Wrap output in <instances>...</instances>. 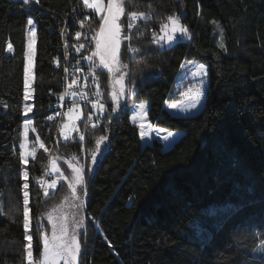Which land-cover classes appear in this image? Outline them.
<instances>
[{"label":"trees","instance_id":"1","mask_svg":"<svg viewBox=\"0 0 264 264\" xmlns=\"http://www.w3.org/2000/svg\"><path fill=\"white\" fill-rule=\"evenodd\" d=\"M133 2L136 7L126 6L127 11L152 15L132 29H127V15L122 19L124 36L131 37L121 50L131 96L113 112L105 95L104 120L87 129L85 141L79 140L80 120V131L56 146L58 122L48 120V108L62 89L63 69L52 61L66 41L72 56L84 60L72 46L91 48L100 18L82 0H0V264H27L23 170L29 173L33 254L38 257L42 243L36 220L69 194L66 180L56 191L41 194L38 178L55 151L60 158L75 154L89 161L100 134L108 135L109 147L95 173H86L78 264H264V0ZM77 5L83 27L74 26ZM172 13L180 15L191 37L169 47L153 43L150 27L159 31ZM29 18L36 26L27 100L36 130L30 136L38 135L49 152L39 148L35 159L22 165ZM67 18L71 31L77 28L84 35H66L63 42ZM221 28L226 50L219 47ZM9 42L11 52L6 50ZM129 46L140 51L133 53ZM188 60L208 67L205 103L195 115L178 116L166 103L180 99L177 83L181 64ZM137 101L149 102L152 125L183 132L171 147L165 149L158 139L143 141L139 125L130 120V107ZM59 164L70 178L69 164Z\"/></svg>","mask_w":264,"mask_h":264},{"label":"snow or ice","instance_id":"2","mask_svg":"<svg viewBox=\"0 0 264 264\" xmlns=\"http://www.w3.org/2000/svg\"><path fill=\"white\" fill-rule=\"evenodd\" d=\"M27 3L28 0H25ZM39 3V0H36ZM83 4L86 8L94 9L96 13L100 14L99 26L97 29H94V35L92 36V42H94V49L92 50L91 55L84 56L83 59L88 60L90 62L89 73L93 77V82L97 83L98 77L95 74L94 69L103 68L107 69L110 77H111V85L112 91L110 94L111 101L113 102L112 111L115 112L120 106V99L124 96L126 90L131 92V88L126 89L125 78L128 75L127 68L128 65L123 64L120 60V45H121V32L122 26L119 22L122 16L127 15L129 18V22L127 24V29H132L135 27V22L137 20H149L151 19V11H127L126 6H131L133 8L136 7L133 0H83ZM151 8V5L148 6ZM199 15V13H197ZM27 23L29 25L33 24L31 18L28 19ZM81 26L83 27L84 21H81ZM219 28V24L216 21H212ZM160 33L158 34L154 31L152 33L153 43L160 44L171 43L178 36L190 38L192 33L189 31L188 27L181 22L180 15L176 13H172L163 18V22L160 24ZM82 35V32H76L75 36L79 39ZM221 39L219 42V47L221 49H225V44L223 42V29H220ZM34 37H35V29H31V40L29 43V50L25 53V57L27 59V63L25 64V76H24V99L27 101L31 97V77H30V69L32 56L34 55ZM131 37L124 36L123 39L128 40ZM76 52H79L82 48L85 47L84 44L73 45ZM130 47V51L133 53H137L140 51L138 48ZM67 41L65 42V55L67 56ZM7 51H13V46L11 42L7 44ZM96 58H98L99 63H96ZM78 63V62H77ZM194 61L188 60L185 63L181 64V68H185L186 65H192ZM68 69L65 68V72ZM82 69L79 67L75 68V72H81ZM193 77L196 76H206V68L203 64H196L195 70L190 73ZM86 79V77H85ZM78 77L75 75L72 76L70 82H66L64 86V91L59 94V98L63 100L65 96H73L80 97L81 99L87 98V93L83 91H74L73 88L77 85ZM203 81H201V84ZM99 87L97 85V91L95 93L96 96H100ZM201 95V89L197 88L195 90V97H199ZM192 97H189V106L195 107L196 104L192 102ZM198 102V100L196 101ZM92 107L98 109L100 112H103L105 109V105L99 100L92 101ZM169 107L176 108L178 105L176 103H172ZM141 110L138 115L141 117L146 115L143 112L145 108V102H142L139 105ZM33 106L30 104H25L23 106V113L27 115L32 112ZM59 115V113H57ZM67 120L62 123L60 127V134L64 137L65 140L71 137L72 132H79V128L77 126V121L81 119L83 115L80 105L73 101L72 106L68 109ZM49 120L53 119V117L49 116ZM92 121V113L89 112L87 115V120L85 126ZM133 122H136V117H133ZM32 120L27 119L24 121L23 128V139L20 142V154H19V162L22 165H27L29 162V157L35 159L38 148H43L45 152H49V149L45 147L44 142L37 135L35 140L32 141V146L29 147L28 141V129L32 126ZM93 127L95 125L93 124ZM141 129L140 135L141 138H145L148 133L145 131V125L143 123L139 124ZM151 125H148V128L151 129ZM35 132V128L31 129ZM161 131H165L162 129L156 130V135L159 136ZM172 133H168L163 136L164 140H168L171 137ZM79 140L82 142L84 140L83 133H80ZM108 140L107 135H100L95 138V148L91 151V162L92 164L96 163L97 154L101 151V145ZM57 157L53 156L50 159V168L51 173L55 174L54 179L43 180L42 178H38V182L43 187V191L45 195H48L49 189H56L57 184L60 180L68 181V189L70 190V195H66L63 197L61 204L52 208L50 211L44 213L43 215L46 217L48 224L50 225V233L49 231L43 230V223L41 218H37L36 225L41 229L39 232V240L42 243V248L40 249L39 256L34 257L33 255V234H32V220H31V209L29 207V192H28V170L25 168L22 172V178L25 181L23 184L22 192H23V228L25 232V240L27 243L24 244V252H25V260L27 264H78V257L82 251L81 242L79 239V228L81 224L76 221L75 216L72 217V220H69V215L66 212L61 211L64 206V203L68 202L70 199L73 202L74 206L77 210L82 206L81 204H75L76 201L80 200V196L78 195V187L84 186L86 184L85 176H84V165L79 164L78 159L75 154L72 155L69 167L71 168L72 177L69 179L68 176L64 174L56 163ZM44 175H49L48 170H45ZM0 211H2V205H0ZM264 243V241H262ZM264 251V249H260Z\"/></svg>","mask_w":264,"mask_h":264},{"label":"rangeland","instance_id":"3","mask_svg":"<svg viewBox=\"0 0 264 264\" xmlns=\"http://www.w3.org/2000/svg\"><path fill=\"white\" fill-rule=\"evenodd\" d=\"M82 3H83V0H82ZM85 9H87L89 11H94L95 12L94 9H89V8H86V7H85ZM98 16L100 18V14H98ZM123 17L124 16H122L121 19H120V21H119L121 23V26H122L121 45H120V60H121V62L123 64H126L127 65L126 61L123 59V57L121 55L122 45H123V42L125 40V39H123V37H124V28H123V24H122ZM32 21H33V19H32ZM33 28L35 29V37H34V41L35 42H34V45H33L34 55L32 56L31 69H30V77L31 78L33 77V66H34L35 45H36V26H35L34 21H33V24L32 25H28L29 43H30V40H31V29H33ZM84 45H85V47L82 48L79 51V54L81 55V59H83L84 56L91 55L92 50L94 49V42H93V46L91 48H88L87 47V44H84ZM28 50H29V47H28ZM191 61H194V64H192V65H186L185 68H182V71H181V74H180V78H179L178 83H177L178 84V87L182 89V91L180 93V99L179 100H171V101H168L166 103V107L174 115H178V116H192V115H195L196 113H198L202 109V107H203V105L205 103L206 89H207V86H208V77H207L208 67H207V65L205 63H202L200 61H197V60H191ZM96 63L97 64L99 63L98 58H96ZM196 64H203V65H205L206 73H207L206 76H196V77H193L190 74L191 71L195 70V65ZM97 71L100 73L101 77L103 78V81L101 82V89L103 90V92L105 93V95L107 96V98H109L111 100V98H110V94H111V91H112L111 77H110L107 69L97 68ZM127 72H128V70H127ZM201 81H203L202 84H201ZM125 85H126V89L127 88H130V86L128 84V75L125 78ZM197 88H200L201 89V95L198 98L195 97V90ZM30 91H31V89H30ZM132 92H133V88H132V91L131 92H128L126 90L124 96L120 99V103L122 102V100H125L127 97L131 96V93ZM189 97H192L193 98L192 99V102L196 104L195 107H190L189 106ZM197 100H198V102H196ZM142 102H145V108H144L143 112L146 113V115H144V116L141 117L140 115H138V113L141 112V110L139 108V105ZM172 103H176L178 105V107H176V108L169 107V105L172 104ZM26 104H30V103L27 101ZM148 106H149V102L148 101H137V102L133 103L131 105V107H130L131 108L130 120L133 122V117L135 116L136 117V122H133L134 124L139 125V124L143 123L145 125V131L148 133V135L145 138H143V141L145 143L148 142V141H151V139H154V138L157 139V138H159V139H161V140H163L165 142V145H166V143L170 144L171 141L173 139H175V137L177 136L175 133H178V132L179 133L180 132L183 133L182 131H178V130L177 131H172V130H169V129L164 128V127L152 125L151 122L149 121ZM82 113H83V111H82ZM82 117H83V115L81 116V119H82ZM27 119L32 120V113L31 112L26 115V119L25 120H27ZM66 120H67V118H66ZM80 120H78L76 122L78 128L80 127V122H79ZM95 124L96 123H94V125ZM148 125H151L152 126L151 129L148 128ZM31 129H32V126H30L29 129H28L29 147L32 146V143L31 142L35 140V138L32 139L31 136H30ZM159 129H162V130H165V131H161L160 132V135L157 136L156 135V130H159ZM23 130H24V128H23ZM140 132H141V129H140ZM74 133L75 132H72L71 134H74ZM168 133H172L171 137H169L168 140H164L162 137L165 136V135H167ZM100 135H107V134H100ZM100 135H98V136H100ZM107 137H108V135H107ZM108 147H109V137H108V140L105 141L101 145V151L97 154V159H96V163L95 164H92L91 157L89 158V161L87 160V158L85 159V157H86L85 156V153H84V156H83V159H85V161L80 160L79 157L77 158L79 164L84 165V176H85V181L86 182H87V178H86L87 170H88V172H89L90 175H93L95 173V170H96L98 161H99V159H101L103 157V155L106 152V150L108 149ZM94 148H95V146H94ZM53 156L57 157L56 163H57V165L59 166V168H60V170L62 172H64V170H63V168L59 164V161L60 160H64L66 162V164H69L70 162H75V161H71L70 160L71 157L64 156V157L60 158V156L58 155V151H55L54 154L52 155V157ZM30 158H32V157H29V159ZM71 177H72V173H71ZM71 177L69 179H71ZM66 182L68 183V181H66ZM85 186H86V184L84 186L78 187V195L80 196V200L79 201H76L75 204H81L82 203V206L78 210L74 206V204L71 201V199L68 202L64 203V206L61 209V211L66 212L69 215V220L70 221L72 220V217L75 216L76 221H78L81 224V227L78 230L79 233H80V235H81L82 229H83L84 224H85L83 222V219L81 218L82 213L84 212V210H83V208H84V196H83L84 194H83V191L85 190ZM68 195H70V190H69V194ZM57 205H59V204H57ZM57 205H55L54 207H56ZM51 209L43 212V214L46 213V212H48V211H50ZM43 214H42V218H41L42 223H43V230L49 231V233H50V225L48 224V221H47L46 217Z\"/></svg>","mask_w":264,"mask_h":264},{"label":"built area","instance_id":"4","mask_svg":"<svg viewBox=\"0 0 264 264\" xmlns=\"http://www.w3.org/2000/svg\"><path fill=\"white\" fill-rule=\"evenodd\" d=\"M81 13H82V10L77 5L72 12L73 20H74V18H77V20L74 21L75 27H78L80 24V14ZM138 22H139V20H137L135 22V25H137ZM69 23H70V18L65 19V23H64V26H63L62 31H61L62 36H63V42H64V37L66 35L67 36L73 35L74 38H77L75 36V33L78 31L81 32L80 29H77V28H75L74 30L71 31V29L68 27ZM149 30L151 33H153L155 31L158 34V36L161 35L160 31H157L153 26L150 27ZM180 38H182V36H178L171 43L161 42L158 45L164 46V47H169ZM52 64L55 67H59L61 65L62 69H63L62 89L59 92V94L64 91V86H65L66 82H70L73 75L78 77L77 85L74 86L73 90L74 91H83V92L87 93L86 99H81L78 96L77 97L65 96L63 98V100H61L59 98V94H58L56 99L54 100V102L48 108L49 116L53 117V119H51L50 121H57L58 122V134H57V137L55 138L54 144L57 146L60 144V142L64 141V137H62L60 134V127L62 126V123L66 120L67 116L65 115V113H67L68 109L72 106L73 101H76L80 105V109L83 111V117L81 120H84V129L81 133H83V135H84V140L82 141V142H84L87 129L89 127L93 126V124L96 122L97 123L102 122L104 120V116L106 113V107L108 104V100L106 99L105 94H104L103 90L101 89L102 77L99 74V72L97 71V68L94 69L95 74L98 77L97 83H94L93 77L89 73L90 62H88L87 60L75 59L74 56H72L69 47L67 48V56H66L65 55V42L63 43L61 53L58 54L53 59ZM76 67L81 68L82 71L81 72H75ZM65 68L68 69L67 72H65ZM85 77H86V79H85ZM97 85H98L99 91L101 93L100 96L95 95V93L97 91ZM95 100H99V102H101L105 105V109L103 112H100L98 109H95L92 107V101H95ZM89 112L92 113V121H91V123H88L87 126H85V123L87 120V115ZM57 113H59V115H57ZM84 153H85V146L82 148V155L83 156H84ZM46 170H48L49 175H44V173H45L44 172L41 178L45 181L50 180V179H54L55 174L51 173L50 164H49L48 168H46ZM59 183H60V181L58 182L56 189H54V190L49 189L48 194L53 192V191H56ZM37 187H38L39 191L41 192V194L45 195L44 191H43V187H41V184L39 182L37 184Z\"/></svg>","mask_w":264,"mask_h":264},{"label":"crops","instance_id":"5","mask_svg":"<svg viewBox=\"0 0 264 264\" xmlns=\"http://www.w3.org/2000/svg\"><path fill=\"white\" fill-rule=\"evenodd\" d=\"M139 103V102H138ZM148 109H149V106H148ZM177 136L175 137V139H173L172 141H171V143L170 144H168V143H166V145H165V142L163 141V140H161V139H159V138H157L158 140H160L162 143H163V145H164V148L165 149H167V148H169V147H171L175 142H176V140L180 137V135L182 134L181 132L179 133H175ZM155 139V138H154ZM154 139H151V141H148L147 143H151Z\"/></svg>","mask_w":264,"mask_h":264},{"label":"water","instance_id":"6","mask_svg":"<svg viewBox=\"0 0 264 264\" xmlns=\"http://www.w3.org/2000/svg\"><path fill=\"white\" fill-rule=\"evenodd\" d=\"M14 1H16V2H21V3H26L25 0H14ZM29 1H30V0H28V2H29ZM28 2H27V3H28Z\"/></svg>","mask_w":264,"mask_h":264}]
</instances>
